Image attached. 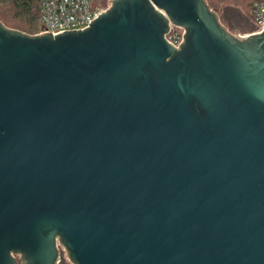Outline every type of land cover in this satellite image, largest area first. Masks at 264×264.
<instances>
[{
	"label": "water",
	"instance_id": "95a60500",
	"mask_svg": "<svg viewBox=\"0 0 264 264\" xmlns=\"http://www.w3.org/2000/svg\"><path fill=\"white\" fill-rule=\"evenodd\" d=\"M64 254L264 264V31L207 0H111L57 36L0 21V264Z\"/></svg>",
	"mask_w": 264,
	"mask_h": 264
},
{
	"label": "built area",
	"instance_id": "2783aa9c",
	"mask_svg": "<svg viewBox=\"0 0 264 264\" xmlns=\"http://www.w3.org/2000/svg\"><path fill=\"white\" fill-rule=\"evenodd\" d=\"M111 1V0H110ZM107 9H98L91 0H40L39 31L36 35H61L67 32L83 31ZM264 31V0H254L250 11L248 30L239 36L260 34ZM184 30L171 26L167 36L169 43L179 48L183 42ZM62 252V248L60 249ZM68 261L66 254L59 262Z\"/></svg>",
	"mask_w": 264,
	"mask_h": 264
},
{
	"label": "rangeland",
	"instance_id": "374dc122",
	"mask_svg": "<svg viewBox=\"0 0 264 264\" xmlns=\"http://www.w3.org/2000/svg\"><path fill=\"white\" fill-rule=\"evenodd\" d=\"M211 8L218 16L223 27L232 34L239 36L248 30L250 0H207ZM98 9H108L111 6L110 0H92ZM6 7L0 5V9ZM67 264H72L66 261Z\"/></svg>",
	"mask_w": 264,
	"mask_h": 264
},
{
	"label": "trees",
	"instance_id": "16d2710c",
	"mask_svg": "<svg viewBox=\"0 0 264 264\" xmlns=\"http://www.w3.org/2000/svg\"><path fill=\"white\" fill-rule=\"evenodd\" d=\"M253 1L250 0L249 10ZM0 5L6 7L0 9V21L6 27L29 35L38 33L40 0H0Z\"/></svg>",
	"mask_w": 264,
	"mask_h": 264
}]
</instances>
